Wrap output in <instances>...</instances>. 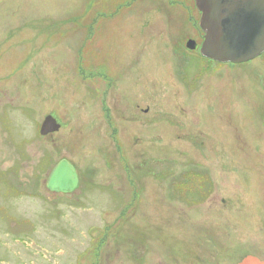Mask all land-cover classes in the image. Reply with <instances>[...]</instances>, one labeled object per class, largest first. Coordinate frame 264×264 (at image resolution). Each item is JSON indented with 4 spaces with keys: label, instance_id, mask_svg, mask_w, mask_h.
Returning <instances> with one entry per match:
<instances>
[{
    "label": "rangeland",
    "instance_id": "374dc122",
    "mask_svg": "<svg viewBox=\"0 0 264 264\" xmlns=\"http://www.w3.org/2000/svg\"><path fill=\"white\" fill-rule=\"evenodd\" d=\"M198 24L193 0H0V264H151L153 224L184 239L162 263L192 264L179 213L194 219L209 176L264 239V53L204 58ZM49 115L60 130L41 137ZM62 159L69 194L45 187Z\"/></svg>",
    "mask_w": 264,
    "mask_h": 264
},
{
    "label": "water",
    "instance_id": "95a60500",
    "mask_svg": "<svg viewBox=\"0 0 264 264\" xmlns=\"http://www.w3.org/2000/svg\"><path fill=\"white\" fill-rule=\"evenodd\" d=\"M200 13L199 29L203 40L202 57L225 64H242L264 53V0H193ZM187 48L194 50V42ZM60 124L46 116L39 128L41 137L58 132ZM78 185L74 167L65 159L57 162L49 172L45 187L59 194L72 193ZM246 258L242 264H251Z\"/></svg>",
    "mask_w": 264,
    "mask_h": 264
},
{
    "label": "flooded vegetation",
    "instance_id": "af4514ba",
    "mask_svg": "<svg viewBox=\"0 0 264 264\" xmlns=\"http://www.w3.org/2000/svg\"><path fill=\"white\" fill-rule=\"evenodd\" d=\"M198 14L200 19V13L198 12ZM222 162L225 164L223 169L231 167L232 161ZM221 179L222 187L219 188L216 187V184L214 185L213 177H208L207 182L211 184V188L195 205L194 219H191V215L185 210L179 213L184 217V220L194 221L196 226V233L193 237L195 246L192 249L195 257L192 264H230V261L233 263L235 255L239 256L236 264H242L248 257L254 259L251 264H264V258L258 257V255H264V239L258 242L251 241L245 233L247 231L245 230V213L253 204L242 203L240 200L235 203L230 201L226 184L229 180L224 177ZM234 234H237V237L231 240ZM159 237L160 233L153 224L152 234L149 235L148 249L149 254H152L157 261L151 259V264H163L162 259L164 258L160 251L164 245L158 240ZM170 237L174 245L164 246V248L170 255L171 263H175L176 260L185 257L184 239L181 236Z\"/></svg>",
    "mask_w": 264,
    "mask_h": 264
}]
</instances>
